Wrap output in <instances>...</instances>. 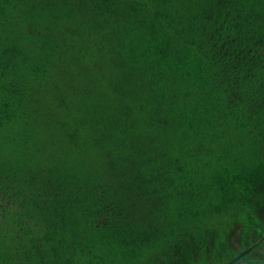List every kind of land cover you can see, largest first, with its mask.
<instances>
[{"label":"trees","instance_id":"trees-1","mask_svg":"<svg viewBox=\"0 0 264 264\" xmlns=\"http://www.w3.org/2000/svg\"><path fill=\"white\" fill-rule=\"evenodd\" d=\"M0 264H264V0H0Z\"/></svg>","mask_w":264,"mask_h":264}]
</instances>
